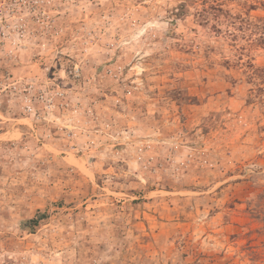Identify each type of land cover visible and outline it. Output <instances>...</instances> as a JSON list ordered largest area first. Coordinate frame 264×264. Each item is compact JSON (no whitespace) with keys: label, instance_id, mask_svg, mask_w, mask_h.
Returning <instances> with one entry per match:
<instances>
[{"label":"rangeland","instance_id":"1","mask_svg":"<svg viewBox=\"0 0 264 264\" xmlns=\"http://www.w3.org/2000/svg\"><path fill=\"white\" fill-rule=\"evenodd\" d=\"M0 264H264V0H0Z\"/></svg>","mask_w":264,"mask_h":264},{"label":"trees","instance_id":"2","mask_svg":"<svg viewBox=\"0 0 264 264\" xmlns=\"http://www.w3.org/2000/svg\"><path fill=\"white\" fill-rule=\"evenodd\" d=\"M202 1H203V4H206V2H208V0H202ZM210 7H213V6H210ZM185 8H186V2L180 3L179 4V9L180 10L177 11L178 15H184V12L186 11ZM206 14H207V12L206 13H203V12L199 13V15H202L203 17H205ZM251 68L253 69V73L252 74H254V76H261L260 74L257 73V71H261L262 72L263 71L262 69L254 68L253 64H251ZM260 78H262V77H260ZM44 216H45L44 213L38 214L35 217L31 218L29 220V222H30V224L35 225V224H37L39 219L43 218Z\"/></svg>","mask_w":264,"mask_h":264}]
</instances>
